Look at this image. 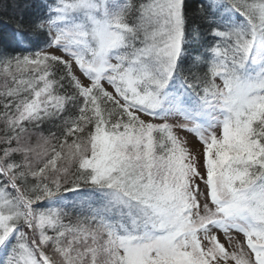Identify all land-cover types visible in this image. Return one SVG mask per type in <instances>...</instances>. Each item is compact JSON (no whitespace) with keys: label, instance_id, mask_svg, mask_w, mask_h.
<instances>
[{"label":"snow or ice","instance_id":"snow-or-ice-1","mask_svg":"<svg viewBox=\"0 0 264 264\" xmlns=\"http://www.w3.org/2000/svg\"><path fill=\"white\" fill-rule=\"evenodd\" d=\"M0 40V264H264V0H36Z\"/></svg>","mask_w":264,"mask_h":264},{"label":"trees","instance_id":"trees-1","mask_svg":"<svg viewBox=\"0 0 264 264\" xmlns=\"http://www.w3.org/2000/svg\"><path fill=\"white\" fill-rule=\"evenodd\" d=\"M36 0H0V40L8 37L11 29L15 26L16 19L23 13L27 18L32 11L29 7ZM190 5L194 0H189Z\"/></svg>","mask_w":264,"mask_h":264}]
</instances>
